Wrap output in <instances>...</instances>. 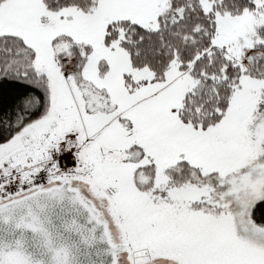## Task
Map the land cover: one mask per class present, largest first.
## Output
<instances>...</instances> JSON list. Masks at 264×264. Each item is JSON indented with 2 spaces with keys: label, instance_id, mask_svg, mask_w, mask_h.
Instances as JSON below:
<instances>
[{
  "label": "snow or ice",
  "instance_id": "6c2138e0",
  "mask_svg": "<svg viewBox=\"0 0 264 264\" xmlns=\"http://www.w3.org/2000/svg\"><path fill=\"white\" fill-rule=\"evenodd\" d=\"M0 264H264V0H0Z\"/></svg>",
  "mask_w": 264,
  "mask_h": 264
}]
</instances>
